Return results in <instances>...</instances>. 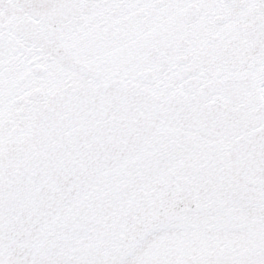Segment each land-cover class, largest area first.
Here are the masks:
<instances>
[{"label": "snow or ice", "instance_id": "1", "mask_svg": "<svg viewBox=\"0 0 264 264\" xmlns=\"http://www.w3.org/2000/svg\"><path fill=\"white\" fill-rule=\"evenodd\" d=\"M0 264H264V0H0Z\"/></svg>", "mask_w": 264, "mask_h": 264}]
</instances>
